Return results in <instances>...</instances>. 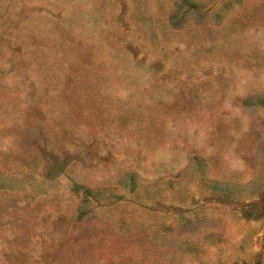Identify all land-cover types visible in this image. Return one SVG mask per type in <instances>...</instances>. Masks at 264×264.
Listing matches in <instances>:
<instances>
[{"label":"rangeland","instance_id":"obj_1","mask_svg":"<svg viewBox=\"0 0 264 264\" xmlns=\"http://www.w3.org/2000/svg\"><path fill=\"white\" fill-rule=\"evenodd\" d=\"M0 264H264V0H0Z\"/></svg>","mask_w":264,"mask_h":264}]
</instances>
